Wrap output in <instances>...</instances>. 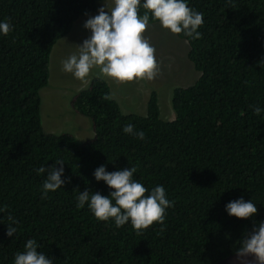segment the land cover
Instances as JSON below:
<instances>
[{
	"label": "trees",
	"instance_id": "1",
	"mask_svg": "<svg viewBox=\"0 0 264 264\" xmlns=\"http://www.w3.org/2000/svg\"><path fill=\"white\" fill-rule=\"evenodd\" d=\"M99 1L0 0V19L12 26L0 36V264H12L27 238L53 264H212L264 220V0H189L204 14L201 35H174L198 77L173 89L174 118H160L154 90L144 115L123 113L107 82L93 77L71 100L92 123V138L78 142L43 130L39 90L52 46ZM126 124L144 139L124 133ZM57 159L67 180L42 199L36 170ZM101 164L109 172L136 166L146 188L163 185L174 202L163 224L117 228L77 208L76 191L108 194L92 175ZM241 196L256 203L254 216L225 212ZM9 214L14 238L5 235Z\"/></svg>",
	"mask_w": 264,
	"mask_h": 264
},
{
	"label": "clouds",
	"instance_id": "2",
	"mask_svg": "<svg viewBox=\"0 0 264 264\" xmlns=\"http://www.w3.org/2000/svg\"><path fill=\"white\" fill-rule=\"evenodd\" d=\"M189 0H101L95 15L89 16L83 27L89 35L75 51L70 52L60 61L61 71L70 73L75 79L86 80L90 76L119 82L151 81L158 72L155 48L143 35L151 21H157L171 34H182L187 39H198V28L204 23L203 13L188 6ZM142 8L145 11L138 14ZM12 30L6 19H0V36ZM95 70V71H94ZM254 113H260L259 106H252ZM122 131L144 139V132L134 131L132 124L123 126ZM64 162L57 159L47 169L41 166L36 171L43 174L40 185L41 198L49 192L61 189L67 178H63ZM136 166L106 171L104 164L96 167L93 178L109 189L107 195L100 192L76 191V207H87L99 221L110 219L119 228L126 223L142 232L154 222L163 224L166 210L173 206L167 198L163 185L146 188L134 178ZM46 173V175H45ZM224 210L229 216L247 219L257 213L256 203L242 196L228 201ZM5 235L13 237L17 232V221L8 215ZM14 238V237H13ZM39 244L33 238H27L23 249L14 253L12 264H53V258L43 251H38ZM251 254L257 264H264V220L253 225L246 238L239 242L237 256Z\"/></svg>",
	"mask_w": 264,
	"mask_h": 264
},
{
	"label": "rangeland",
	"instance_id": "3",
	"mask_svg": "<svg viewBox=\"0 0 264 264\" xmlns=\"http://www.w3.org/2000/svg\"><path fill=\"white\" fill-rule=\"evenodd\" d=\"M101 1L96 3L93 12L79 16L70 31L60 38L51 48L48 61L47 84L39 90L40 121L47 133H69L78 142L89 140L93 136L91 121L76 113L71 107L74 94L88 86L86 80L75 79L70 73H64L60 61L75 51V45L88 37L89 30L83 27L84 21L97 13ZM155 48L159 72L151 81L119 82L103 79L107 82L110 96L118 103L123 113L145 114L149 93L157 95L159 116L163 120H172L171 94L176 87H186L193 83L198 73L187 59L188 46L159 24H151L143 34ZM95 71V70H94Z\"/></svg>",
	"mask_w": 264,
	"mask_h": 264
},
{
	"label": "water",
	"instance_id": "4",
	"mask_svg": "<svg viewBox=\"0 0 264 264\" xmlns=\"http://www.w3.org/2000/svg\"><path fill=\"white\" fill-rule=\"evenodd\" d=\"M236 252H233L212 264H257V261L251 254L247 256H237Z\"/></svg>",
	"mask_w": 264,
	"mask_h": 264
}]
</instances>
